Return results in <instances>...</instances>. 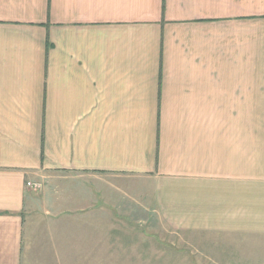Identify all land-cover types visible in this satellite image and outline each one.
<instances>
[{"label":"crops","instance_id":"obj_1","mask_svg":"<svg viewBox=\"0 0 264 264\" xmlns=\"http://www.w3.org/2000/svg\"><path fill=\"white\" fill-rule=\"evenodd\" d=\"M203 261L264 264V0H0V264Z\"/></svg>","mask_w":264,"mask_h":264},{"label":"built area","instance_id":"obj_2","mask_svg":"<svg viewBox=\"0 0 264 264\" xmlns=\"http://www.w3.org/2000/svg\"><path fill=\"white\" fill-rule=\"evenodd\" d=\"M27 187H30L34 190H39L41 188V184L40 183H30L27 182Z\"/></svg>","mask_w":264,"mask_h":264},{"label":"rangeland","instance_id":"obj_3","mask_svg":"<svg viewBox=\"0 0 264 264\" xmlns=\"http://www.w3.org/2000/svg\"><path fill=\"white\" fill-rule=\"evenodd\" d=\"M194 253V252H193ZM195 254V253H194ZM203 264H209V263H205L204 261H203Z\"/></svg>","mask_w":264,"mask_h":264}]
</instances>
